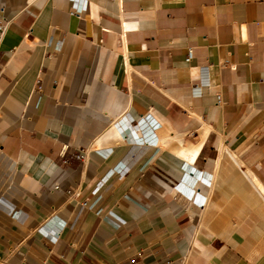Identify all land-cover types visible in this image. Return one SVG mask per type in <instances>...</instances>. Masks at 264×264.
Segmentation results:
<instances>
[{
    "label": "crops",
    "instance_id": "0c3cea01",
    "mask_svg": "<svg viewBox=\"0 0 264 264\" xmlns=\"http://www.w3.org/2000/svg\"><path fill=\"white\" fill-rule=\"evenodd\" d=\"M0 24V264H264V0H0Z\"/></svg>",
    "mask_w": 264,
    "mask_h": 264
},
{
    "label": "built area",
    "instance_id": "2783aa9c",
    "mask_svg": "<svg viewBox=\"0 0 264 264\" xmlns=\"http://www.w3.org/2000/svg\"><path fill=\"white\" fill-rule=\"evenodd\" d=\"M7 25L6 24H0V34L3 35L4 32L6 31ZM193 55V51L190 48L188 51V59H191ZM208 74V68L204 67L201 69V75H202V80L200 82V84L195 85L193 87V93L195 96H201L204 94V90L209 88V85L207 84V80H205V77ZM131 262H134L133 260H131Z\"/></svg>",
    "mask_w": 264,
    "mask_h": 264
},
{
    "label": "bare ground",
    "instance_id": "6f19581e",
    "mask_svg": "<svg viewBox=\"0 0 264 264\" xmlns=\"http://www.w3.org/2000/svg\"><path fill=\"white\" fill-rule=\"evenodd\" d=\"M260 188L262 189V191H264V189L262 188V186L260 185Z\"/></svg>",
    "mask_w": 264,
    "mask_h": 264
}]
</instances>
